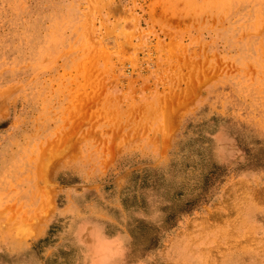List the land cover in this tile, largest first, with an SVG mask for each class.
<instances>
[{"label":"rangeland","instance_id":"obj_1","mask_svg":"<svg viewBox=\"0 0 264 264\" xmlns=\"http://www.w3.org/2000/svg\"><path fill=\"white\" fill-rule=\"evenodd\" d=\"M0 264H264V0H0Z\"/></svg>","mask_w":264,"mask_h":264}]
</instances>
